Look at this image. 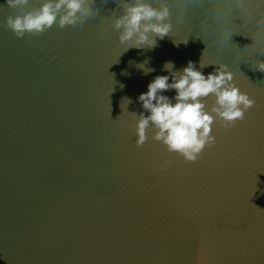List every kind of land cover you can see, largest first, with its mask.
<instances>
[{"label":"water","instance_id":"obj_1","mask_svg":"<svg viewBox=\"0 0 264 264\" xmlns=\"http://www.w3.org/2000/svg\"><path fill=\"white\" fill-rule=\"evenodd\" d=\"M169 6L173 30L123 52L119 0H96L83 24L23 37L6 24L21 10L0 0V264H264V54L217 49L200 10L181 19L179 0ZM205 41L202 61L227 63L253 105L230 128L215 122L216 142L194 162L151 126L138 146V94L168 74L165 61L199 68ZM251 43L243 31L230 40ZM146 58L147 75L137 67Z\"/></svg>","mask_w":264,"mask_h":264},{"label":"clouds","instance_id":"obj_2","mask_svg":"<svg viewBox=\"0 0 264 264\" xmlns=\"http://www.w3.org/2000/svg\"><path fill=\"white\" fill-rule=\"evenodd\" d=\"M10 8H19L22 14L9 15L7 26L17 37L25 33H42L54 24L63 28L77 23L83 24L95 14L96 0H39V6L29 9L31 0H5ZM122 11L115 16L113 27L118 31V41L125 45L123 52L130 48H154L155 37L163 39L173 30L172 10L169 0H119ZM178 16L186 18L188 13L199 12L200 32L212 33V43L217 49L231 47L239 59L253 58L257 52L264 54V0H179ZM237 18L242 24H237ZM243 31L250 35L252 43L244 49L230 44L234 33ZM187 44V38L182 39ZM179 46L180 41H173ZM197 62L188 60L181 69L174 61L168 60L163 68L166 75H156L147 84V90L140 92L137 100L144 111L133 113L136 144L143 145L147 140V130L151 126L153 139L162 143L168 152L181 155L186 161L194 162L206 146L216 142L212 134L215 122H221L226 128L232 127L254 100L241 91L234 83V73L227 63L212 61L204 63L202 57ZM148 59L137 64L143 74L154 72L148 67ZM214 65L213 71L205 74L203 68ZM255 70L264 72V60L255 61ZM171 77V79H170ZM123 87V85H121ZM175 90L173 96L166 94ZM214 97L209 109L206 99ZM130 98H124L121 108L127 110ZM168 161L161 164L164 170Z\"/></svg>","mask_w":264,"mask_h":264},{"label":"snow or ice","instance_id":"obj_3","mask_svg":"<svg viewBox=\"0 0 264 264\" xmlns=\"http://www.w3.org/2000/svg\"><path fill=\"white\" fill-rule=\"evenodd\" d=\"M205 257V251L203 248L200 250V259Z\"/></svg>","mask_w":264,"mask_h":264}]
</instances>
